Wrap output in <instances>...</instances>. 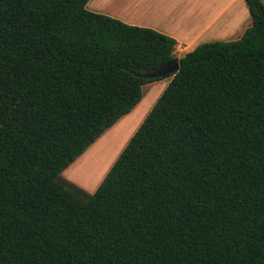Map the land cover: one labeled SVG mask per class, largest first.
Returning <instances> with one entry per match:
<instances>
[{
	"label": "trees",
	"instance_id": "16d2710c",
	"mask_svg": "<svg viewBox=\"0 0 264 264\" xmlns=\"http://www.w3.org/2000/svg\"><path fill=\"white\" fill-rule=\"evenodd\" d=\"M89 1L0 0V264H264V1L181 58ZM177 61L95 192L61 183Z\"/></svg>",
	"mask_w": 264,
	"mask_h": 264
},
{
	"label": "crops",
	"instance_id": "0c3cea01",
	"mask_svg": "<svg viewBox=\"0 0 264 264\" xmlns=\"http://www.w3.org/2000/svg\"><path fill=\"white\" fill-rule=\"evenodd\" d=\"M95 1L90 0L87 8ZM109 3L111 7L108 6ZM92 10L105 13L131 25L153 28L175 38L177 40L175 54L178 58L205 42L239 39L253 24L252 14L246 0H104L94 5ZM176 52L181 53L177 55ZM156 98L146 110L141 111L143 97L134 108L135 111L123 116L111 127L114 128L120 124L115 144L129 133L127 141L131 133L141 125ZM101 181L95 187L96 189Z\"/></svg>",
	"mask_w": 264,
	"mask_h": 264
},
{
	"label": "rangeland",
	"instance_id": "374dc122",
	"mask_svg": "<svg viewBox=\"0 0 264 264\" xmlns=\"http://www.w3.org/2000/svg\"><path fill=\"white\" fill-rule=\"evenodd\" d=\"M101 1H104V0H96L95 2H92V4L89 6L88 9L92 10V7L96 5L97 3H101ZM108 6L111 7V3H109ZM176 53L177 55H180L181 52H176ZM171 79L172 77L164 78L161 80H155V81L148 82L143 86L144 102H143V105H141L140 107L141 111L142 109L146 110V108H148V106L152 104L154 97L156 98L157 94H158L157 96L158 98L161 96V94L163 93V91L168 86L169 82L171 81ZM158 98H156V101H154L152 107H150V110L153 108ZM133 111H135V109ZM148 113H146V116ZM139 126L136 128L134 132L131 133L130 137L127 139V141L123 145V149L129 142L133 134L137 131ZM119 128H120V124L119 126L108 129L94 144H92L87 149V151L83 155H81L74 163H72L62 173V177H60L59 181L62 183V181L65 179L70 180L74 182L75 184H77L78 186H80L81 188L85 189L87 194H91L95 192L96 188L87 187L86 182H89V180L94 179V177L98 174L104 162L105 157H108L109 154L114 150L113 145L116 143L115 140L118 138ZM123 149L121 150V152L123 151ZM120 153L118 154V156L120 155ZM118 156H116V159L118 158ZM113 164L114 163H112V165ZM112 165H110L109 169L111 168ZM71 175L75 176V178L70 177ZM105 175L102 178H104Z\"/></svg>",
	"mask_w": 264,
	"mask_h": 264
},
{
	"label": "bare ground",
	"instance_id": "6f19581e",
	"mask_svg": "<svg viewBox=\"0 0 264 264\" xmlns=\"http://www.w3.org/2000/svg\"><path fill=\"white\" fill-rule=\"evenodd\" d=\"M124 10H126V9L124 8ZM128 134H126L125 137L121 141H118V143L114 145V147H113L114 150L112 149L113 151L109 154V156L105 157L104 162H103L98 174L94 177L93 180H89V182H86L87 187L95 188L97 186V184L99 183V181L101 180V178L103 177L105 172L109 169L110 165H112V163L115 161L116 156L118 155L123 144L125 143ZM71 177L75 178V176H73V175H71Z\"/></svg>",
	"mask_w": 264,
	"mask_h": 264
},
{
	"label": "water",
	"instance_id": "95a60500",
	"mask_svg": "<svg viewBox=\"0 0 264 264\" xmlns=\"http://www.w3.org/2000/svg\"><path fill=\"white\" fill-rule=\"evenodd\" d=\"M181 68L180 63L177 62H173L170 64H167L155 71H150V72H146V73H141L138 74L141 77L144 78H148V79H155V78H164L167 77L169 75H175L177 72H179Z\"/></svg>",
	"mask_w": 264,
	"mask_h": 264
}]
</instances>
